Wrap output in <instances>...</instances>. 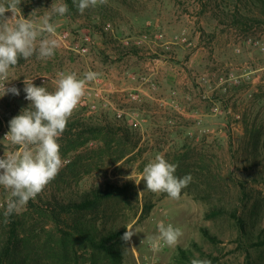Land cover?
Masks as SVG:
<instances>
[{"label": "rangeland", "instance_id": "374dc122", "mask_svg": "<svg viewBox=\"0 0 264 264\" xmlns=\"http://www.w3.org/2000/svg\"><path fill=\"white\" fill-rule=\"evenodd\" d=\"M53 3L23 0L20 8L24 18L39 9L32 17L39 24ZM203 4L207 8L202 13ZM259 6L247 0H107L83 14L53 16L61 47L51 59L33 56L10 69L6 87L19 88L20 95L0 97V118H13L29 106L23 91L25 77L34 79L36 86L46 83L49 91L60 71L82 77L90 69L99 77L87 84L85 97L68 121L67 128L69 124L76 126L74 134L59 139L64 167L34 201H29L33 205L28 203L14 213L21 235L31 239L27 252H34L35 264H91L85 251H79L77 262L64 259L60 249L56 255L61 232L44 209L45 202L54 198L67 201L105 182H129L132 186L131 200L114 202L107 225L126 231L132 226L138 232L130 243L124 242L123 264H139L137 259L143 262L146 257L152 264H191L193 258L212 259V264H246L247 260L249 264H264V247L252 245L264 229V23L244 32L236 29L232 20V11L238 9L251 16L263 15ZM64 33L67 39L59 37ZM138 53L137 61L132 60ZM132 61L142 76L127 81L144 80L156 91L169 94V100L162 98L155 111L156 115L160 110L170 113L174 117L171 123L156 116L157 121L147 125L140 116L126 118L124 111L112 108L105 91L106 76L112 68L128 67ZM153 68L158 72L155 78L149 74ZM133 95L130 101L122 98L126 105L141 102L139 94ZM178 100L183 103L179 111L165 103L177 105ZM80 106L102 120H81ZM120 124L131 128L138 143L130 158L119 162L114 161L119 155L116 144L102 153L108 149L106 141L81 132L86 126ZM7 127L0 129V157L5 151L20 150L3 140L10 131ZM255 130L257 150L252 149L251 139ZM186 146L190 148L187 163L192 166L188 171L192 181L182 190L181 198L148 191L142 181L143 168L158 154L171 162ZM132 171L134 180L125 179ZM8 199L10 191L0 186V243L11 224V216L5 222L3 215ZM216 204H224L227 212L207 218ZM238 218L245 221L244 233L237 225ZM161 222L182 230L176 247L161 242L153 249L147 237L157 233ZM203 227L218 237L216 243L206 239ZM133 246L134 251L126 249ZM180 249L191 250L189 258H183Z\"/></svg>", "mask_w": 264, "mask_h": 264}, {"label": "clouds", "instance_id": "9594fccd", "mask_svg": "<svg viewBox=\"0 0 264 264\" xmlns=\"http://www.w3.org/2000/svg\"><path fill=\"white\" fill-rule=\"evenodd\" d=\"M22 2L4 0L0 3V89L3 90L0 97L9 93L20 95L19 88L6 87V84L10 82V69L17 66L21 59L27 61L35 56L39 60H48L61 47L57 26L52 18L67 14L68 5L54 0L42 22L37 24L32 17L37 15L39 9H34L28 18H24L20 8ZM73 3L83 14L87 9L106 4L107 0H73ZM6 13H11V16ZM98 77L99 73L91 70L83 73L82 77H78L75 72L60 71L52 82V91H49L46 83L44 86H36L34 79L25 77L23 91L30 104L9 121L10 131L3 139L19 146L20 150L11 153L5 151L0 157V186L11 194L3 213L5 222L13 213H19L30 200L34 201L64 167L59 139L85 97L87 84ZM177 168L178 164L169 162L163 155H156L143 168L142 181L146 182V189L153 193H167L171 199L179 200L182 190L192 181V176L188 174L178 177ZM133 177L132 171L125 179L134 180ZM126 228L121 239L128 244L138 232L132 226ZM182 236L179 227L172 224L166 226L161 222L157 225V233L147 239L156 250L161 242L165 246L176 247ZM126 249L134 251L135 247ZM191 264L212 262L193 258Z\"/></svg>", "mask_w": 264, "mask_h": 264}, {"label": "trees", "instance_id": "16d2710c", "mask_svg": "<svg viewBox=\"0 0 264 264\" xmlns=\"http://www.w3.org/2000/svg\"><path fill=\"white\" fill-rule=\"evenodd\" d=\"M127 2V0H125ZM241 2L243 0H240ZM250 3H254L257 7L261 4L264 13V0H247ZM65 3L69 7V15L78 10L73 3V0H65ZM206 6L201 8L202 13L206 12ZM103 8L102 10H106ZM232 20L236 29L244 30V32H250L256 23H264V14L261 16H251L242 9L232 11ZM20 64V61L19 63ZM4 119V118H3ZM0 118V129L5 127L9 128V121L12 118H6L3 120ZM69 128L66 127L65 132L62 134L64 138L71 137L74 134L76 126L69 124ZM87 127V126H86ZM85 129L82 128V133H92L95 137L103 138L108 146L107 150H103L102 153H108L112 148V144L117 145L116 151L119 152L115 162H119L128 157L132 153L133 148L137 146L138 141L135 134H132L131 128L124 124L119 126L112 125H95L89 126ZM253 140L252 149L257 150L258 147V135L255 132L251 134ZM71 143V142H70ZM130 148L131 151L127 152L126 148ZM189 149L186 146L185 150L176 152L171 159V163L178 164L176 175L188 174L191 169V165L187 163L189 159ZM67 153V150H65ZM102 153L99 155L102 157ZM128 157L127 159H129ZM202 170L205 167L196 164ZM132 186L129 182L124 184H118L114 182H105L104 185L93 187L87 192H84L78 197H71L67 201H61L58 199L46 201L45 210L48 212L51 220L55 222L56 227L60 230V240L55 247V253L57 255V249L61 250V255L64 259L70 258L77 262L79 251H85L89 255V261L91 264H123V246L124 241L121 237L126 232V229L115 230L113 228H107L109 215L114 209V202L126 201L129 202L132 196ZM33 205L32 202H29ZM149 210H146V213ZM227 207L224 204H216L206 214L207 218L217 217L225 214ZM94 217L87 218L88 215ZM236 217V215H235ZM11 224H9V230L0 243V264H35L38 259L34 256V252H27L31 247V239L24 235H21L20 222L15 218L14 213L10 217ZM237 225L241 229V232L245 231V221L238 218ZM63 226V227H62ZM65 227V228H64ZM202 233L210 242L216 243L218 237L212 234L208 228L203 227ZM197 245V244H195ZM253 246L264 247V229H262L257 240L252 243ZM31 249V248H30ZM26 250V251H25ZM191 250L180 249L183 258H189L187 252ZM211 261H213L211 259ZM249 264V260L247 263Z\"/></svg>", "mask_w": 264, "mask_h": 264}, {"label": "crops", "instance_id": "0c3cea01", "mask_svg": "<svg viewBox=\"0 0 264 264\" xmlns=\"http://www.w3.org/2000/svg\"><path fill=\"white\" fill-rule=\"evenodd\" d=\"M133 55L131 56L132 60L137 61L139 53L137 55L134 56ZM118 56H115V58H117ZM120 63L123 64V62ZM132 64L133 61L131 65L128 67L119 68L117 66L118 68L117 67L115 69L112 68L106 76L105 91L107 92V95L110 98L112 108L114 110L121 109L122 111H124L126 118H135L136 116L138 117L140 116V118H142L143 120V123L147 125L150 124L153 125L157 121V117L159 119H164V121H169L171 123L172 120H174V117L170 113H167V111L165 110L159 109L160 111L158 112V115H156L157 113L155 111L156 110L155 108L160 107V104L162 105V100H163L162 98H164L165 100H169L168 97L170 95L156 91L151 87V85L147 84V82H144V80L141 82L138 81L128 82L129 80L136 79L135 76L138 79L140 78L139 76H142L139 66L136 65L134 66ZM149 74L152 78H155L158 75V72H156L153 68L151 69V72H149ZM165 87L171 88V86L168 87V85H166ZM135 93L140 95L141 102L138 103L135 101L133 102V104L126 105L124 100H122V98L127 99V101H130V99H133L131 97L134 96L133 94ZM160 93H162L163 95ZM165 103L166 104L169 103L170 107H174L173 109H175L176 111H179L177 110V108H180L181 105H183V103L179 100L177 101V105H171L170 101ZM79 108L80 109L78 111L80 112L79 117L81 118V120H86V119L90 121L102 120L101 117L100 118L98 117L97 113L95 114L91 112L85 113L86 111L84 109L86 108H83V106H80Z\"/></svg>", "mask_w": 264, "mask_h": 264}, {"label": "built area", "instance_id": "2783aa9c", "mask_svg": "<svg viewBox=\"0 0 264 264\" xmlns=\"http://www.w3.org/2000/svg\"><path fill=\"white\" fill-rule=\"evenodd\" d=\"M109 26H110V25H109ZM109 26H108V27H109ZM59 37H60L61 39H67L68 34H67V33H64V34L59 35ZM86 39H87L88 41L90 40L89 37H87ZM137 43L139 44L140 42H137ZM127 44H128V42H127ZM93 107H95V106H93ZM149 259H150L149 257H146V258L143 259V262H141V261L139 260V258H138V259H137V262H138L139 264H152L151 261H150Z\"/></svg>", "mask_w": 264, "mask_h": 264}]
</instances>
